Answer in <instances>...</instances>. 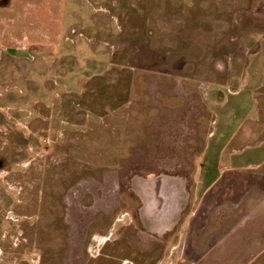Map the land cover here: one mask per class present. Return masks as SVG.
Wrapping results in <instances>:
<instances>
[{
    "label": "rangeland",
    "instance_id": "1",
    "mask_svg": "<svg viewBox=\"0 0 264 264\" xmlns=\"http://www.w3.org/2000/svg\"><path fill=\"white\" fill-rule=\"evenodd\" d=\"M74 7L84 14L65 36L85 41L60 53L70 58L54 65L61 78L46 76L51 50L37 36L28 46L24 30L27 23L44 30L46 16L19 15L22 36L7 33L15 41L4 48L26 55L25 65L0 47V218H32L31 227L20 225L36 249L28 260L264 264V171L226 176L229 189L217 186L199 202L191 191L213 128L211 105L238 81L250 84L247 68L264 55V0H76ZM4 18L7 30L19 23L15 14ZM90 48L95 65L76 59ZM256 92L264 109V81ZM246 126L253 139L263 129ZM162 184L184 188L187 225L170 238H141L138 207L154 200L156 211Z\"/></svg>",
    "mask_w": 264,
    "mask_h": 264
},
{
    "label": "crops",
    "instance_id": "2",
    "mask_svg": "<svg viewBox=\"0 0 264 264\" xmlns=\"http://www.w3.org/2000/svg\"><path fill=\"white\" fill-rule=\"evenodd\" d=\"M68 1H71V3H68ZM75 3L76 0H0V47L11 48V42L15 41L14 38L8 36L9 31L14 29L15 32H20L15 33L18 38L22 36V22L23 25L26 22L21 21L19 15L46 16L43 25L44 30H40L34 23H27V29L24 30L29 35L28 46L37 45V37H42L45 40L46 47L51 50V53H46L45 56L47 66L45 70H48L46 76L51 80L55 77V74L59 76L58 78H61L60 75L62 74L56 73L54 65L59 64L61 58H65L67 61L70 58L60 53L63 52V49L66 53L67 51L73 53L74 47L69 44L73 40L77 45H79L78 41H85V36L82 34L73 36L74 39L71 42L67 38L70 35L69 29L72 20H76L74 16H77L80 20L81 15L84 14L79 7H74ZM5 14H15L16 19L19 20V23L12 22L10 24L12 30H7L8 25H4L6 23ZM38 31H44V34L39 35ZM4 51L14 53L16 50L5 49ZM16 53L19 54L18 58L16 54H14L15 56L8 54L9 58L17 59L20 65H25L27 56L23 55L21 51H16ZM77 55L76 59L94 65L99 57L92 48H90L88 56H86L84 50L78 52ZM87 58L89 60H86ZM256 59L257 64L247 68L255 75L252 82L248 84L249 81L243 79L238 81L237 87L232 91H228L224 102H217L210 107L214 115L213 128L207 137L202 153V165L194 174L191 191L195 201L203 200L217 186L219 188L221 186L220 189L222 190L229 189L231 186L225 184L226 176L229 177L231 174H239L251 169L264 171V109L259 110L256 97V90L262 86L264 81V55L260 54ZM247 123H251L254 127H263L261 134L256 139L252 137L257 135V132L247 128V126L245 127ZM159 189L156 197L160 199V193V195H163L161 198L163 201L159 204L155 203L156 211L151 210L154 200L147 201V203L141 200L138 207L139 218H137V221L142 232L141 238L144 234L146 236L170 238L173 234L178 235L182 230L181 227L187 225V220L185 222V218L181 217L184 206L180 199L184 188L180 184H177L176 187L162 184ZM261 195L263 198L259 202L258 211L260 214H264V194L261 192ZM22 221L27 223L29 227L32 226V218H14V220L10 219L9 221L0 218V264L35 263L33 259L28 260V257L35 255L32 251L36 249L32 246L33 242L24 239L20 227ZM196 231L198 230L196 229ZM171 249H175V246H172ZM259 255H264V250Z\"/></svg>",
    "mask_w": 264,
    "mask_h": 264
}]
</instances>
